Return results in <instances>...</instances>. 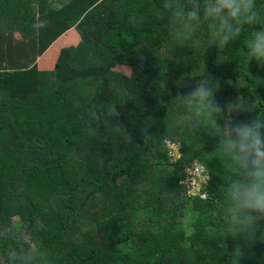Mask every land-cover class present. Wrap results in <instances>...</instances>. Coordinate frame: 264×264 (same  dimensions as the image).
I'll list each match as a JSON object with an SVG mask.
<instances>
[{
  "label": "trees",
  "instance_id": "16d2710c",
  "mask_svg": "<svg viewBox=\"0 0 264 264\" xmlns=\"http://www.w3.org/2000/svg\"><path fill=\"white\" fill-rule=\"evenodd\" d=\"M171 2L0 0V264H264V218L230 211L236 174L219 150L230 102L264 120V67L246 59L260 25L221 48L201 15L180 38ZM68 31L77 44L39 71ZM198 84L220 113L187 98ZM192 167L208 182L195 196Z\"/></svg>",
  "mask_w": 264,
  "mask_h": 264
},
{
  "label": "clouds",
  "instance_id": "9594fccd",
  "mask_svg": "<svg viewBox=\"0 0 264 264\" xmlns=\"http://www.w3.org/2000/svg\"><path fill=\"white\" fill-rule=\"evenodd\" d=\"M172 16L174 34L184 38L192 31V22L199 21L201 15L211 22L214 36L221 48L229 40H235L244 25H260L246 42V59H255L264 67V15L257 9L255 0H172L168 6ZM213 81L210 79L209 84ZM214 86L198 84L186 93L188 99L199 106L202 113L212 117L222 111L215 100ZM229 119L220 127L223 129L219 150L229 160L236 178L228 189L229 208L234 217L251 226L264 218V120H239L240 109L234 103L227 106ZM236 115L233 116L232 114ZM113 115L118 116L113 106ZM242 255L240 245L234 249ZM15 259V257H12Z\"/></svg>",
  "mask_w": 264,
  "mask_h": 264
},
{
  "label": "rangeland",
  "instance_id": "374dc122",
  "mask_svg": "<svg viewBox=\"0 0 264 264\" xmlns=\"http://www.w3.org/2000/svg\"><path fill=\"white\" fill-rule=\"evenodd\" d=\"M74 34L77 36V34L75 32H74ZM68 40L69 39H67V41ZM69 46H75V44L69 45ZM64 48L65 47H63L62 49H64ZM49 57H50V55H49ZM49 66H51V64ZM112 71L114 73H119V74L124 75V76H129L130 75V67H128V66H120V65H118ZM176 148H178V147L177 146H173V145H167L168 157L170 158V161L172 163H175L176 161H178V159L180 158V155H181L180 151L178 149H176ZM203 185L206 186V187L208 186L207 180L206 181H204V180L201 181L200 184H199V187H195L193 190L190 189L189 192L187 191V193H189L191 195L194 194L193 196H195V194L201 190ZM202 196H203V204H201V206H204V205L207 204V199H206L207 193L203 194ZM191 216H192V214L185 215V217H186L185 220L189 219V222L185 221V226L187 228L188 233H191V224H190V222H192L191 219H190ZM13 222L16 223V224L19 223V219L18 218H14ZM98 245H100L102 247L104 246L103 243L102 244L98 243Z\"/></svg>",
  "mask_w": 264,
  "mask_h": 264
},
{
  "label": "crops",
  "instance_id": "0c3cea01",
  "mask_svg": "<svg viewBox=\"0 0 264 264\" xmlns=\"http://www.w3.org/2000/svg\"><path fill=\"white\" fill-rule=\"evenodd\" d=\"M67 39H69L67 41ZM78 37L72 31L64 33L58 38L54 44L40 57L37 61V68L39 71H51L54 66V62L57 59L59 51L66 46L77 44ZM50 55V57H49ZM53 62H52V61ZM51 64V66H49ZM51 67V68H50Z\"/></svg>",
  "mask_w": 264,
  "mask_h": 264
},
{
  "label": "built area",
  "instance_id": "2783aa9c",
  "mask_svg": "<svg viewBox=\"0 0 264 264\" xmlns=\"http://www.w3.org/2000/svg\"><path fill=\"white\" fill-rule=\"evenodd\" d=\"M184 171L187 174V179L182 183V186L188 192L190 189L193 190L195 187H199V184L201 181L207 180V177L203 173V169L201 167L185 168ZM198 193H200V192H197L196 194H198ZM204 194H206V193H204Z\"/></svg>",
  "mask_w": 264,
  "mask_h": 264
}]
</instances>
